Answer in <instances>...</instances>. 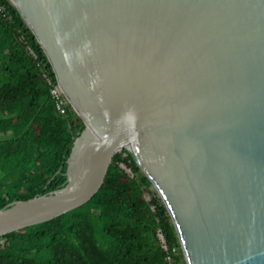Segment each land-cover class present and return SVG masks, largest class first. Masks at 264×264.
Wrapping results in <instances>:
<instances>
[{
  "label": "water",
  "instance_id": "water-1",
  "mask_svg": "<svg viewBox=\"0 0 264 264\" xmlns=\"http://www.w3.org/2000/svg\"><path fill=\"white\" fill-rule=\"evenodd\" d=\"M83 120L67 183L0 236L91 200L128 152L185 264H264V0H9Z\"/></svg>",
  "mask_w": 264,
  "mask_h": 264
},
{
  "label": "trees",
  "instance_id": "trees-1",
  "mask_svg": "<svg viewBox=\"0 0 264 264\" xmlns=\"http://www.w3.org/2000/svg\"><path fill=\"white\" fill-rule=\"evenodd\" d=\"M57 79L34 34L0 0V209L67 183L65 160L85 128L50 93ZM132 156L117 153L84 205L0 236V264H178L181 248L167 211ZM162 234L164 244L158 235Z\"/></svg>",
  "mask_w": 264,
  "mask_h": 264
},
{
  "label": "built area",
  "instance_id": "built-area-1",
  "mask_svg": "<svg viewBox=\"0 0 264 264\" xmlns=\"http://www.w3.org/2000/svg\"><path fill=\"white\" fill-rule=\"evenodd\" d=\"M50 93H51L52 97L55 99L56 109L59 111V113L65 114L66 113V103L68 101H67L66 97L64 96L63 92L61 91V88L58 85V83L52 84V86L50 88ZM158 235L162 241L163 248L167 249L165 244H164V239L162 238V234L158 233Z\"/></svg>",
  "mask_w": 264,
  "mask_h": 264
},
{
  "label": "rangeland",
  "instance_id": "rangeland-1",
  "mask_svg": "<svg viewBox=\"0 0 264 264\" xmlns=\"http://www.w3.org/2000/svg\"><path fill=\"white\" fill-rule=\"evenodd\" d=\"M155 191L153 190L152 187H149L145 192H144V197H145V200L149 201L153 196H154ZM178 264H185L184 263V259L181 260Z\"/></svg>",
  "mask_w": 264,
  "mask_h": 264
}]
</instances>
